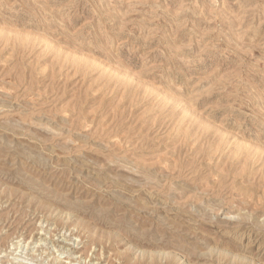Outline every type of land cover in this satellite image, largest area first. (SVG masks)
Listing matches in <instances>:
<instances>
[{
  "label": "rangeland",
  "instance_id": "obj_1",
  "mask_svg": "<svg viewBox=\"0 0 264 264\" xmlns=\"http://www.w3.org/2000/svg\"><path fill=\"white\" fill-rule=\"evenodd\" d=\"M0 264H264V0H0Z\"/></svg>",
  "mask_w": 264,
  "mask_h": 264
}]
</instances>
